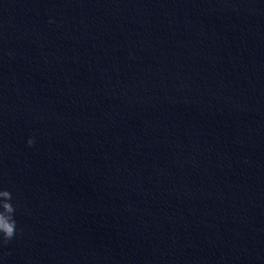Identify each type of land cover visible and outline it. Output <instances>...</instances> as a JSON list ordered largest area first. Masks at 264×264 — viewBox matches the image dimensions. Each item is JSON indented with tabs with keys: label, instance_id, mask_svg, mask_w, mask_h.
<instances>
[{
	"label": "water",
	"instance_id": "water-1",
	"mask_svg": "<svg viewBox=\"0 0 264 264\" xmlns=\"http://www.w3.org/2000/svg\"><path fill=\"white\" fill-rule=\"evenodd\" d=\"M0 264H264V50L203 0H0Z\"/></svg>",
	"mask_w": 264,
	"mask_h": 264
},
{
	"label": "clouds",
	"instance_id": "clouds-1",
	"mask_svg": "<svg viewBox=\"0 0 264 264\" xmlns=\"http://www.w3.org/2000/svg\"><path fill=\"white\" fill-rule=\"evenodd\" d=\"M4 239H5V240H8V239H10V237H5Z\"/></svg>",
	"mask_w": 264,
	"mask_h": 264
}]
</instances>
